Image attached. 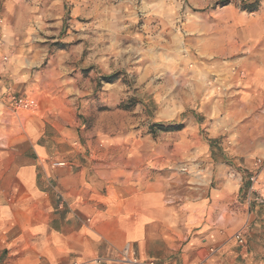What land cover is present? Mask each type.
<instances>
[{"label": "crops", "instance_id": "0c3cea01", "mask_svg": "<svg viewBox=\"0 0 264 264\" xmlns=\"http://www.w3.org/2000/svg\"><path fill=\"white\" fill-rule=\"evenodd\" d=\"M20 57L0 43V264H125L126 244L137 264H264V64L217 119L228 161L192 116L178 131L100 134L74 100L18 112L17 86L25 98L40 86L16 74Z\"/></svg>", "mask_w": 264, "mask_h": 264}, {"label": "rangeland", "instance_id": "374dc122", "mask_svg": "<svg viewBox=\"0 0 264 264\" xmlns=\"http://www.w3.org/2000/svg\"><path fill=\"white\" fill-rule=\"evenodd\" d=\"M5 41L21 56L16 74L30 70L40 83L18 112L74 100L85 129L100 134H160L153 124L192 116L230 161L231 129L217 119L238 100L247 66L264 64V0H0Z\"/></svg>", "mask_w": 264, "mask_h": 264}, {"label": "built area", "instance_id": "2783aa9c", "mask_svg": "<svg viewBox=\"0 0 264 264\" xmlns=\"http://www.w3.org/2000/svg\"><path fill=\"white\" fill-rule=\"evenodd\" d=\"M12 101L14 104L15 110H20V109H29L32 107L33 103L29 100V98H25L22 96H17L13 95ZM64 162H57L54 163V165H63ZM255 177H251V181H254ZM244 230L241 229L236 233V238L243 243L244 242ZM119 262L125 263V264H137L139 263L138 258L136 256L135 251L132 249V247L129 244H126L122 250H121V256L118 259ZM148 264H156L154 261H149Z\"/></svg>", "mask_w": 264, "mask_h": 264}, {"label": "trees", "instance_id": "16d2710c", "mask_svg": "<svg viewBox=\"0 0 264 264\" xmlns=\"http://www.w3.org/2000/svg\"><path fill=\"white\" fill-rule=\"evenodd\" d=\"M256 6H257V1L253 2V3H250V4H245L244 7L245 8H250V9H256ZM119 76V73L116 72V73H113V74H104L102 75V80H105V81H109V82H112L114 81L115 79H117ZM136 103V100H134V98H130V104L129 105H133ZM177 125V126H176ZM152 129H153V132L156 131L155 129H159V130H164V131H174V130H179L183 127V124H170V125H166L163 124V123H156V124H153L152 126Z\"/></svg>", "mask_w": 264, "mask_h": 264}]
</instances>
